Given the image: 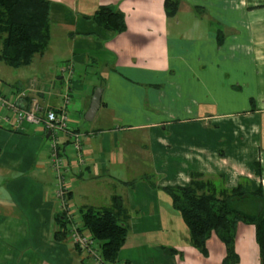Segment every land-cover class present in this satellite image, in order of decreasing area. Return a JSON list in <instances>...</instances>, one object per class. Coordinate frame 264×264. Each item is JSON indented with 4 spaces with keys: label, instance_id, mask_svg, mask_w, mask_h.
Segmentation results:
<instances>
[{
    "label": "crops",
    "instance_id": "crops-1",
    "mask_svg": "<svg viewBox=\"0 0 264 264\" xmlns=\"http://www.w3.org/2000/svg\"><path fill=\"white\" fill-rule=\"evenodd\" d=\"M48 1L45 52L27 67L10 68L14 76L0 78V96L27 90L37 92L42 107L59 106L62 91L53 87L63 83L56 74L62 62L73 64L80 79L88 72L97 78L76 84L74 93L69 82L68 127L81 142L79 158L64 150L70 210L76 216L83 207H108L113 195L122 198L128 233L115 264H219L220 241L207 240L205 257L192 248L160 188L186 186L198 173L221 178L225 189L247 181L264 195V0H177L169 18L164 0ZM99 6L123 14L122 33L82 18ZM48 52L59 55L54 66ZM98 87L99 106L87 122ZM2 110L0 264H93L68 239H52L58 203L47 132ZM234 250L237 264H260L252 226L237 225Z\"/></svg>",
    "mask_w": 264,
    "mask_h": 264
},
{
    "label": "trees",
    "instance_id": "trees-1",
    "mask_svg": "<svg viewBox=\"0 0 264 264\" xmlns=\"http://www.w3.org/2000/svg\"><path fill=\"white\" fill-rule=\"evenodd\" d=\"M49 5L48 0H0L1 63L11 69L24 68L31 64L34 56H41L45 52L50 36ZM163 6L166 17H172L177 9V0H164ZM82 18L114 34L125 30L123 14L110 6H99L91 15ZM221 39L218 31V46ZM56 74L63 79L62 85L65 87L62 93L66 88L69 90L72 77L68 79L66 73ZM24 94L27 96L28 91H24ZM68 96H71L69 91ZM22 100L25 101L24 97ZM61 104L62 98L59 106ZM57 107L42 108L55 110ZM144 180L151 188H156L151 177H144ZM160 191L169 198L172 209L186 227L190 246L203 257L206 256L207 240L215 236L224 247V257L219 264H237L235 231L238 224H243L253 227L260 264H264V195L260 186L251 189L247 181H240L234 188L225 189L221 178L207 180L201 174L191 173L186 186L162 187ZM77 214L79 231L89 234L97 242L103 263L115 264L117 253L128 233L129 214L122 198L113 195L108 207H83ZM53 222L56 230L52 233V239L60 242L67 236L69 220L57 211L53 215Z\"/></svg>",
    "mask_w": 264,
    "mask_h": 264
},
{
    "label": "built area",
    "instance_id": "built-area-1",
    "mask_svg": "<svg viewBox=\"0 0 264 264\" xmlns=\"http://www.w3.org/2000/svg\"><path fill=\"white\" fill-rule=\"evenodd\" d=\"M56 70L59 73H66L68 79L74 74L73 64L67 62L59 64ZM68 91L66 88L61 94L62 104L55 110L42 108L34 100L26 109L21 104V98L25 96L24 92L16 93L7 100L4 96H0V110L9 111L18 122L41 124L43 129L49 133L47 161L55 183L53 195L58 203V212L63 213L69 220V229L65 239H68L71 246L84 257H88L93 264H104L99 255L97 242L89 234L79 231V217L74 216L67 203L68 187L65 176L68 170L64 150L68 147L77 156L81 149L80 135L68 127V116L65 110L70 100ZM65 142L67 144L64 146Z\"/></svg>",
    "mask_w": 264,
    "mask_h": 264
},
{
    "label": "rangeland",
    "instance_id": "rangeland-1",
    "mask_svg": "<svg viewBox=\"0 0 264 264\" xmlns=\"http://www.w3.org/2000/svg\"><path fill=\"white\" fill-rule=\"evenodd\" d=\"M51 52V51H50ZM52 54H53V57H52V55H50V53L48 52L47 54H45V55H47V57H49V58H51L50 60H51V63H53V66H54V64H55V60H57L58 58H59V55L58 54H55V53H53L52 52ZM58 64V63H57ZM46 68L47 69H49V70H53L55 67H51V66H46ZM55 70V69H54ZM53 70V71H54ZM22 71H28L27 69H23ZM13 73H15V71L14 70H11L9 67H7V66H5L3 63H1L0 62V78L2 79L3 78V80L4 81H11L12 79H11V77L12 76H14V74ZM82 73V72H81ZM81 77L79 76V71L78 72H76V73H74L73 74V76H72V79H71V82H72V87H71V91L73 90V93H74V91H75V85L77 84H81V85H84V87H87V85L89 84V85H91L92 84V82H96V80H97V78L96 77H92V75H91V72L89 73H87V75L85 76V78L84 77H82V79H80ZM88 85V86H89ZM44 87L45 88H48L49 86H48V83H46V84H44ZM65 87V86H64ZM63 85H61V84H58L57 82H55V84H54V87L53 88H57V89H60V90H62L63 91ZM81 87V86H80ZM70 91V92H71ZM34 95H32V94H30V96H23L24 97V99H26V100H28V101H23L22 100V98H21V102H24V103H26V109H28L29 108V105L30 104H32V101L34 100L36 103H38V105L40 104V98H39V96L37 95V92L36 93H33ZM71 95H72V93H71ZM169 104V103H168ZM22 106L23 107H25V105H23L22 104ZM69 109V108H68ZM43 110V109H42ZM4 112H6L5 110H2V113H4ZM38 113H40V112H38ZM216 180V179H215ZM223 186V185H222ZM224 188V187H223ZM75 217H77V216H75ZM257 245V244H256ZM205 257V256H204Z\"/></svg>",
    "mask_w": 264,
    "mask_h": 264
},
{
    "label": "water",
    "instance_id": "water-1",
    "mask_svg": "<svg viewBox=\"0 0 264 264\" xmlns=\"http://www.w3.org/2000/svg\"><path fill=\"white\" fill-rule=\"evenodd\" d=\"M100 94H101V89L99 87L95 88L93 93H92L88 109L86 110V112L83 116V119L85 121H87V122L90 121L92 119L93 115L95 114V112L99 106ZM48 134L49 133L47 132L45 136L47 137Z\"/></svg>",
    "mask_w": 264,
    "mask_h": 264
}]
</instances>
